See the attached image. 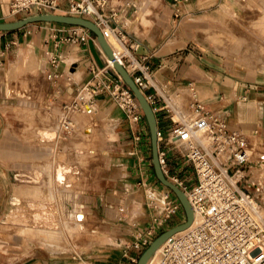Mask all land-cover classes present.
<instances>
[{"label":"rangeland","instance_id":"obj_1","mask_svg":"<svg viewBox=\"0 0 264 264\" xmlns=\"http://www.w3.org/2000/svg\"><path fill=\"white\" fill-rule=\"evenodd\" d=\"M208 1L210 2L206 7L216 10L211 12L210 9H207L206 11L208 13L206 15H216L218 10L221 9V4H223L226 10H223L221 13L229 14L230 16L226 18L225 22H222L221 16L219 15L215 19V24L211 27L206 28L205 32L207 37L209 36L211 31H217L219 32L218 39L220 38V42L217 43L235 42L234 44L236 46H239L240 48L250 43L252 45L254 44L258 47V50L251 52V54L248 55V59L249 61H262L260 58L261 55H263L264 57V35L262 37V34H264V0ZM132 13L133 11H131L125 17V26L127 25V18H130L132 16ZM127 31L129 33L135 32V30L131 29H127ZM198 35L199 37L201 36V34ZM251 40H253V43ZM124 43L126 47H129V45H131V42L129 41V39H127V37L125 38ZM209 43L212 44L213 48L216 51L215 45L210 41ZM208 48L209 45L200 40V50L202 52H206ZM95 49L101 59L102 64L99 63L92 51L95 60V62H93L97 67L99 66L101 70H104L102 76L105 77L106 81L108 83L113 82V85L119 82L127 88V84L123 81V79L121 80L119 78L118 74L115 72L114 67L109 65L108 56L104 52L99 41L97 42V46L95 47ZM220 53H222V51H220ZM253 54L254 57L251 58V55L253 56ZM223 55L227 59H229V61L231 60L230 62L234 64H229V66L233 69L238 68L240 71H243L244 74L247 73V70H250L251 72H259L260 74L264 75V63L250 66L249 63H241L238 62V60L222 53V56ZM17 59L18 56L13 53L9 61L2 60V63H0V264H120V262L121 264H127L129 262L128 257H138L139 261L140 257L149 246L145 248H142L141 246L142 251H140V249L136 248V244L144 239L146 233L153 223L154 218H156L161 212V209L157 208V206H165V200L162 198L161 194L162 190L164 188L167 190L170 189L165 187L156 176L153 164L151 132L145 115L143 118V133H140V140H138V134L135 133L131 128L129 118L119 107L115 98L106 91L100 93L99 91H94L92 88L90 90L86 88V84L92 80L91 77L87 81L81 82L80 85H71V88H74L72 89V91L76 99H70L69 97H65L63 99H65L69 103L76 101L75 105H77V101L79 102L88 100V105H94L96 103L95 100L107 98L110 102H113V104H115L116 109H119L121 113H123V121L117 119L115 115H112L111 117L109 116L108 119L110 121H108L102 116L101 110L100 112L97 109H94V111H96V114L94 116H88L86 112L85 114L81 112L82 110H85L83 106L82 110H76L73 108L71 115L75 121L79 120V125L73 131L76 136L71 140H69V138L65 139L63 138V136H61V143L59 142V140L58 142L59 147H63L62 150H64V147H66L67 149L68 147H70V144L73 145L76 141H79L82 137H85V139H88L89 143L92 145V149L97 151H95V153H92L86 149H75L82 152L86 150V154L92 156L93 161H96L99 157H107L106 148L111 140V135L114 133L113 141L115 147L110 153V157L104 162V168L107 166L109 172L104 171V169L101 175H110L109 180L106 182L107 184L103 186V189L101 187V189L96 190L95 192H93L94 195L92 196L87 195V201H84L85 204L92 207V210L95 214L93 215L89 209L85 208V212H87L88 214V221L86 226L92 233L77 232L72 237L70 243H66V241L61 238L60 246H65L66 249L53 251L49 247V243H46L42 236L36 238L34 229H17L13 226L4 224L6 215L8 214L11 207L10 201L14 197L34 196V192L20 188L22 180L19 179V177L21 176V174H27L35 168H44L43 171L46 172V176L49 177L51 176V171L56 164L55 162L61 160L60 158L62 157H59L58 160H56V157V161H54V164L47 163L43 167V162L37 160V155H25L23 159L20 158V155H13L12 157L8 153V146H10L11 141H14L16 144L23 141L26 143L25 145L28 147V149H30V153L37 151L38 149H43V146L39 144L41 143L40 141H38L39 138L37 136L35 138V129L38 127H52L56 125L58 126L57 129L60 135H64L61 134L62 131L59 130L64 119V110L63 108H59L58 111H52V105L49 104L50 100L48 101V96H55L59 91H61V93L59 94L61 96L63 94L62 92L65 93L71 89L67 88V86L65 84H62L61 81L59 82L61 77L54 81H50L45 70L40 69L39 60L37 67H35L34 69H29L28 61L25 66L21 63L14 62L6 72L7 68L10 66L11 61ZM76 67L77 65H71L70 70L76 71ZM14 68L15 77L12 79L9 74ZM80 70H83V68H81ZM58 72L59 73L57 74L59 75L60 71ZM67 75L69 78L72 77L70 73H67ZM93 76L94 74H92V78ZM260 77L264 79V76ZM70 82L72 83V81ZM46 85H53L54 91L52 92V90L50 88H47ZM59 85L60 87L59 89H57ZM44 88H46V92H44ZM24 98L28 100V103L30 104L29 106L33 108H28L21 105V100ZM136 101L138 102L137 99ZM62 107L68 110L71 106L68 103L64 102ZM78 107H80V105ZM215 114L218 115V112H215ZM49 115L52 116L53 120L48 119ZM175 119L178 120V118ZM89 126H94L97 133L92 137L87 136L86 133H84V129L88 128ZM105 126L108 129L107 135H100L101 129ZM124 132L125 135L123 134ZM35 139L39 143H36ZM66 140L69 141L65 142ZM146 141H148V146H146ZM260 141L261 143H264V139H260ZM58 142L55 145L57 147ZM105 143L106 148L104 151ZM123 146H125L124 152L123 150H121ZM164 147H166L167 149L173 148V151L176 152L175 159H177L178 161L175 160L173 163L170 162V157L167 154L168 168L171 167L173 174L179 175L182 179H195L194 168L192 164L182 156L183 153H185L184 147L179 146L178 148H174V145H161L162 150H167ZM47 148L52 150L54 147L52 146ZM73 156L76 160L75 162L73 161L72 164L76 169H73V171L70 173L69 177L71 175L73 177L71 176L72 178H69V182L80 173V159L84 156V154L82 155V153L78 152ZM53 158L54 157L52 154L51 157H48L46 161H52ZM22 161L24 162L25 169L15 170V166ZM11 162L13 164H11ZM176 162H180V165ZM8 165L10 168L12 167L13 170H8ZM174 166L177 169L176 173H174ZM121 167H123L122 169H124V179L120 180L117 186H114L113 182L111 181L112 176L115 175L116 170L122 172L121 169H116ZM259 177H261V175ZM71 182L73 183V181ZM251 188H249L251 192H254ZM43 189H46V192L39 193V196H42V198L44 197L45 199H50L54 196L51 191L49 193L47 192L49 190L48 188ZM117 191L121 197L128 198L126 199L125 203L127 207L123 208L124 210L122 214L125 216V218L129 216H138V219L136 220L137 223L134 226H130L125 221L115 222L118 227L116 233H114V224H108L106 222L111 223L109 220L108 211L115 209L117 206V201L114 198ZM69 193H71V190L62 189L61 195L64 197V200L60 204H63V206L66 207L68 205H71V207L73 206V209L66 213V217H69L75 221L76 213L82 209L74 212V202L72 200V196H70ZM100 193H102L101 196ZM118 211L120 212L119 205ZM72 212H74L73 215H71ZM185 221L186 214L185 216L180 214L175 215L172 221H169L167 223V226H170V224L172 225L178 222ZM93 231H97L99 232V234H97L98 236L96 238L92 237L91 239L101 242L102 245L96 244L94 248L90 250L81 249V247L86 249L89 248L88 240L89 236L91 234H94ZM115 234L117 235V237L115 236ZM117 238L119 239V242ZM156 238H154V240ZM111 239H114L115 242H111ZM123 239L125 240V242L122 241ZM39 241L43 242L40 244ZM40 246L51 253L62 255L49 254ZM125 254L127 256H125Z\"/></svg>","mask_w":264,"mask_h":264},{"label":"crops","instance_id":"obj_2","mask_svg":"<svg viewBox=\"0 0 264 264\" xmlns=\"http://www.w3.org/2000/svg\"><path fill=\"white\" fill-rule=\"evenodd\" d=\"M13 1L14 0H0V23L14 22L27 17V15L23 14H12L11 4ZM61 2L65 8L69 0H62ZM112 2L122 5L120 13L122 23L120 25H122L128 33L127 39H129L131 45H138V48L133 51V54L137 60L148 68V86L144 94L147 98L150 97V104L158 120V130L165 134L169 133L175 125L173 122V120H176L175 116H181V113H178L175 108L170 106L168 102L169 93L176 92L178 89L193 88L195 101L202 103L205 108L212 113L218 112V115L226 122L229 130L239 131L247 139L251 152L254 153L257 151L258 148L254 146L251 138L258 137L259 139H264V79L260 77L264 75L259 72H251L250 70H247V73L244 74V72L240 71L238 68H231L229 64H234L224 55L222 56V53H220L217 48L219 32L211 31L208 37L205 32L206 28L215 24V19L219 15L221 16L222 22L225 17L229 15L221 13L223 10H226L224 5L221 4V9L218 10L216 15H206L208 13L206 10L210 9L206 7L210 2L208 0H112ZM127 3L130 5L126 6ZM210 10L213 12L216 9ZM131 11H133L132 16L127 19L129 22V29L135 30V32L129 33L124 24V19ZM71 28V25L58 23H35L17 31L0 32V63H2V60L9 61L11 55L15 53L18 59L11 61L6 72L14 62L21 63L25 66L28 61L29 69H34V67H37L39 60L40 69L45 70L49 75L52 68L49 65L46 51H54L60 54L63 59L59 70L55 71L56 76L58 75L57 73H59L58 71H60V74L57 76V79L61 77L59 82L61 81L67 88H71V85H80L81 82L87 81L90 77L92 79V69L95 66V60L90 42L93 40L94 46L96 47L98 39L92 32L91 39L87 44L64 43L61 39L69 34ZM198 34H201V36L199 37ZM207 39L215 45L218 53ZM112 40L116 52L120 53L124 51L121 55L127 52L125 43L121 44L115 39ZM200 40L209 45L206 52L200 50ZM30 64H32L33 67L32 65L30 66ZM71 65H77L76 71L70 70ZM81 68H83V70H80ZM14 71L15 68L9 74L12 79L15 77ZM67 73H70L72 77L69 78ZM70 81H72V83ZM46 87L50 88L52 92L54 91L53 85H46ZM59 87L60 85L57 89H59ZM72 89L74 88H71L65 93L62 92L63 94L61 96L59 95L61 91L55 96H48V101L50 100L49 104L52 105V111H58L59 108H63L65 113L66 108L62 107L64 102L68 103L72 110L73 108L77 110L85 106L83 101H77V105H75L76 101L69 103L63 99L65 97L76 99ZM44 92H46V88H44ZM179 93L182 96V100L188 99L191 95L190 90H182ZM95 102L94 105H90L93 109L92 112L88 110H86L87 112L85 111L87 114L89 113L88 116H94L96 114L94 109H97L98 111H102H100L102 116L108 121H110L108 117L112 115H115L117 119L123 121V113H121L119 109H116L115 104L110 102L109 99L101 98L95 100ZM193 103L194 102L191 103L190 109H193ZM21 105L33 108L29 106L30 104L25 98L21 100ZM79 105L80 107H78ZM51 115L48 116V119L53 120ZM62 124L63 121L59 129L61 131ZM57 127L58 126L54 125L52 127L38 128L51 131V129L56 130ZM91 131H93V126L84 129V133H91ZM123 134L125 135V132ZM113 135L114 133L111 135V140L107 148L106 143L104 146V151L105 148L107 151V157H99L96 161H93L92 156L86 154L85 151H76L75 149H86L90 152L97 151L92 149V145L85 137H82L79 141H76L73 145H70V147L64 150L57 146H54V148L50 150L47 148L49 146H45L35 139V142L43 146V149H38L32 153H30V149L25 145V142L22 141L16 144L14 141H11L10 146H8V153L12 157L13 155H20L21 159H23L25 155H37V160L43 162V167L47 163H54L56 157L63 156L67 152L68 157L73 156L76 152L82 153V155L84 154L80 159V173L72 179L75 184L71 182L68 184L67 189L71 190L69 194L72 196L74 202V212L79 209L85 211L86 208L95 215L92 207L85 204L84 201H87V195L92 196L94 195L93 192L96 190L101 189V187L103 189V186H105V184H107L106 182L109 180L110 175H101L104 169V171L109 172L107 166L104 168V162L110 157V153L115 147ZM36 136L35 133V138ZM75 136V133L72 132L69 136L63 135V138L65 137V139L69 138L71 140ZM146 146H148V141H146ZM261 147L264 146L261 145ZM121 150L124 152L125 146H123ZM166 151L170 157V162L173 163L177 160L175 159L176 152L173 151V148H168ZM52 154L54 157L52 161H46ZM73 158L75 161L74 156ZM180 162L176 163L180 165ZM11 164L13 163L11 162ZM72 165V163L71 165L66 164L65 168H68L72 172L73 169H75L73 167L74 165ZM71 166L73 168H71ZM122 168L123 167L116 168L118 170L121 169L122 172L116 170L115 175L112 176L111 181L114 186H117L120 180L124 179L125 173ZM9 169L13 170V168H10L8 165V170ZM23 169H25L23 161L15 166V170ZM34 170L40 171L43 175V168H35ZM174 171H177L175 166ZM254 171L255 169L252 170L253 174L258 177L257 173ZM22 175L26 174L23 173ZM44 180L45 178L43 177L42 183H44ZM101 194L102 193H100V196ZM114 198L117 201V206L115 209L108 211L111 223H106L114 224L115 228L113 231L116 233L118 226L115 222L125 221L130 226H134L137 223L136 220L138 216H129L125 218L122 212L124 210L123 208L127 207L125 203L128 198L121 197L118 191L115 193ZM118 205L120 206V212L118 211ZM74 212H72L71 215H73ZM181 223L182 222L172 224V227ZM115 236L117 237L116 234ZM117 240L119 242L118 238ZM122 241L125 242L124 239ZM94 246L88 249L80 247L83 250H90L93 249ZM42 249L45 250L44 248ZM45 251L52 255H62L51 253L47 250Z\"/></svg>","mask_w":264,"mask_h":264},{"label":"built area","instance_id":"obj_3","mask_svg":"<svg viewBox=\"0 0 264 264\" xmlns=\"http://www.w3.org/2000/svg\"><path fill=\"white\" fill-rule=\"evenodd\" d=\"M61 1L14 0L11 12L27 17L59 13L81 17L93 21L105 38L112 33L124 42L128 36L120 25L122 5L114 4L112 0H69L64 8ZM91 34L87 28L72 26L69 34L61 40L68 44H87ZM137 48V44L126 48L127 53L122 54V65L144 92L148 86V68L133 54ZM46 54L55 75L63 62L62 56L50 50ZM92 72L94 76L86 88L110 93L129 118L131 128L140 140L144 113L131 89L119 82L115 85L108 83L102 76L104 70L99 66L95 65ZM83 103L88 105L87 101ZM193 105L195 118L192 122L182 116L173 120L175 125L169 133L158 130V142L164 174L187 195L194 216L198 215L200 220L188 233L171 236L154 264H264V199L254 190L251 192V185L242 175L252 156L248 141L239 131L229 130L222 117L208 111L202 103L194 101ZM201 133L209 135V145L199 140ZM161 145L183 146L185 153L182 156L192 164L195 179L174 175L171 167L168 168V153L160 150ZM161 194L165 206H157L161 212L154 218L144 239L136 244L140 251L141 246H150L154 238L172 228L167 223L175 215L185 216L182 204L171 190L164 188ZM128 260L127 264H138V257H128Z\"/></svg>","mask_w":264,"mask_h":264},{"label":"bare ground","instance_id":"obj_4","mask_svg":"<svg viewBox=\"0 0 264 264\" xmlns=\"http://www.w3.org/2000/svg\"><path fill=\"white\" fill-rule=\"evenodd\" d=\"M127 5H130V4L127 3ZM228 16H230V15H228ZM228 16L225 17L223 22L226 21V18ZM126 24H127L126 29H129L128 19L126 21ZM263 29H264V27H263ZM263 35L264 34H262V37H263ZM112 39H115L116 41H118L121 44H124V42H121L118 39V37L112 33H109V36L106 37V41L110 45V47L114 53L115 58L117 59L118 62H120L122 64L123 59H122V55L120 53H122L124 51H122L120 53L116 52L114 47H113V40ZM219 39L217 38L218 42H220ZM253 40H251L252 43H253ZM234 43H229V42L218 43L217 48L220 51H222V53H224L225 55H228L229 57H232L233 59L238 60V62L245 63V64L249 63L250 66H253V65L255 66V65H259L261 63H264L263 55H261V58H260L262 61H260V60L259 61H252V60L249 61V59H248V55L251 54V52L258 50V47L256 45H254V44L252 45L250 43V44H247L246 46H243L242 48H240L239 46H236ZM253 57H254V54H253V56L251 55V58H253ZM108 61L110 63V66L114 67V62L110 58H108ZM31 65L32 64H30V66ZM32 67H33V65H32ZM114 69H115V67H114ZM115 72L118 74L116 69H115ZM57 76H55L51 71L48 75V78L50 80L54 81L57 79ZM118 76L122 79V77L119 74H118ZM182 90H190L191 91V95L188 97V99L182 100V96L179 93ZM195 100L196 99H195V93H194L193 88L178 89L176 92H170L169 96H168V102H169L170 106L175 108V110H177L178 113H181V116L184 117L185 119H187L188 122H192V120L195 118L193 110L190 109V103L194 102ZM83 107L85 108L84 111L82 110V108H80V110H82L81 112L83 114H85L86 110L91 111V112L93 111L91 106H88L85 104V106H83ZM72 111L73 110L70 108L68 110L66 109V111L64 113V119H63V124H62V133H64V135H69L79 125V122H78L79 120L75 121L74 118L72 117V115H71ZM175 118H179V116L176 115ZM107 130L108 129L106 126L104 128H102L100 135L102 134V135L106 136ZM35 133L37 134V137L39 138L38 141H40L41 144H43L45 146H49V147H52V146L54 147L57 144L58 140L60 142V139H61L60 137L63 136V135H59L60 133L58 132V129H56V130L51 129V131H49V130H43L40 128H36ZM95 134H97V133H96L94 126H93V131H91V133H86V135L90 136V137L94 136ZM251 139L253 141L254 146L257 147L258 150L256 149L257 151L252 153L251 159H250L249 163L247 164L246 169L242 175L245 176V179L249 182V184L251 185L253 190L256 192L257 196H259L261 199H264V147H261V145L264 146V143H261L260 139L258 137H252ZM69 140H66L65 142H67ZM199 140L204 142L205 144H208V145L210 144V137H209V135H207L205 133H201L199 135ZM59 142H58V147H59ZM72 142H70V143H72ZM61 148L63 149V147H61ZM65 148L66 147H64V149ZM80 150H82V149H80ZM84 151L87 152L86 150H84ZM67 153L65 156H62L63 158L60 156L61 160H59V161H56L59 158V157H57V159L55 160L56 164L51 171V176H49V177L46 176L47 175L46 172L42 171V173L44 175L43 176L40 173V171H37V170H33L30 173H27L26 175L21 174V176L19 177V179L22 180V183L20 184V188L34 192V196H32V197H14L10 201L11 207H10L9 212L6 215V218L4 221L5 225L14 226L17 229H20L21 227L34 229L35 234H36V238L42 236V238L45 240V242L49 243V247L53 251H57L60 249H66L65 246H62V245L60 246L61 238L64 239L66 241V243H70L72 237L77 232L92 233L86 226L87 221H88V214L85 211H83V210L78 211L76 213V219L74 221L71 218L66 217V215H67L66 213L69 212L71 209H73L72 208L73 206L71 207V205H68L69 203L67 204L68 205L67 207L63 206V204H60L64 200V197L61 195L62 189H67L68 184H70V182L72 181V180H70V182L68 181L72 175L69 177V175H70L69 172L71 173V171L68 168H65V165L66 164L71 165V163H73V161H74V158H73V156H70V155H69L70 157H68ZM76 153H78V152H76ZM92 153H95V152H92ZM72 155H73V153H72ZM51 166H49V167H51ZM63 166H64V168H63ZM72 166H71V168H73ZM66 167H68V166H66ZM257 168H259V169H257ZM253 169H255L254 172L257 173L258 177H256L253 174V172H252ZM260 175H261V177H259ZM43 177L45 178L44 183H42ZM66 185H67V187H66ZM43 188H48L49 190L47 189L48 190L47 192L49 193L51 191L54 196L50 199H45L44 197L42 198V196H39L40 192L41 193L46 192L45 191L46 189H43ZM42 190H44V191H42ZM70 200H71V198H70ZM158 207L163 208L164 205H161ZM199 220H200L199 216L196 215L194 218V222L192 223L191 226H189L188 228H186L182 231H179L175 235L181 236V235L188 233V231L190 229H192L193 227H195L199 223ZM93 233L95 235L91 234L89 236V240H88V245H89L88 247L89 248H92L96 244L102 245L101 242H98L96 240L91 239L92 237L96 238L98 236L97 234H99V232L93 231ZM42 242L43 241H41L40 244ZM111 242H115V240L111 239ZM167 243L168 242L166 241L163 245L160 246V248L156 251L154 256L150 259L149 264H154L158 261L160 254L162 253V251L166 247Z\"/></svg>","mask_w":264,"mask_h":264},{"label":"water","instance_id":"obj_5","mask_svg":"<svg viewBox=\"0 0 264 264\" xmlns=\"http://www.w3.org/2000/svg\"><path fill=\"white\" fill-rule=\"evenodd\" d=\"M35 23H58V24L71 25V26H81L93 32L96 35L99 43L101 44L108 58H110L114 62V67L116 71L122 77L123 81L127 84V86L131 89V91L133 92L134 96L138 100L143 110V113L146 117L151 132L153 164H154L156 176L158 180L165 187L169 188L176 195V197L182 204L186 214L185 222L175 227H172L168 231L161 234L145 250V252L140 257L138 264H148L150 259L154 256V254L160 248L161 245H163L171 236L191 226L195 218L194 210L187 195L176 184L172 183L164 174L160 162L159 142H158V120L155 111L152 108L147 97L145 96L144 92L137 86V84L135 83L129 72L126 70V68L120 62L117 61L101 29L93 21L81 17L59 15V14L35 15L14 22L0 23V32L17 31L22 28H25L30 24H35ZM90 47L94 55L96 56L97 60L99 61V63L102 64L101 59L95 49L93 40L90 42Z\"/></svg>","mask_w":264,"mask_h":264}]
</instances>
